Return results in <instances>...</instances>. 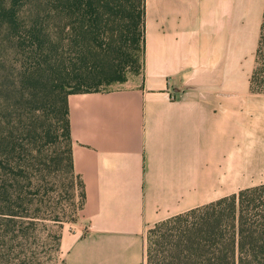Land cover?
Wrapping results in <instances>:
<instances>
[{
	"label": "crops",
	"instance_id": "1",
	"mask_svg": "<svg viewBox=\"0 0 264 264\" xmlns=\"http://www.w3.org/2000/svg\"><path fill=\"white\" fill-rule=\"evenodd\" d=\"M139 84L68 97L85 190L64 264H145L155 225L264 185V0H146Z\"/></svg>",
	"mask_w": 264,
	"mask_h": 264
},
{
	"label": "trees",
	"instance_id": "2",
	"mask_svg": "<svg viewBox=\"0 0 264 264\" xmlns=\"http://www.w3.org/2000/svg\"><path fill=\"white\" fill-rule=\"evenodd\" d=\"M145 3L0 0V264H35L40 226L60 251L54 228L64 221L46 202L60 169L81 190L83 210L68 97L126 83L140 51L144 69ZM250 81L264 94V15ZM145 264H264V185L155 225Z\"/></svg>",
	"mask_w": 264,
	"mask_h": 264
},
{
	"label": "rangeland",
	"instance_id": "3",
	"mask_svg": "<svg viewBox=\"0 0 264 264\" xmlns=\"http://www.w3.org/2000/svg\"><path fill=\"white\" fill-rule=\"evenodd\" d=\"M129 51H131V53L135 52L134 49ZM136 59H139L140 67H138V70H135L132 66L125 68V72L129 78L126 83L116 84L111 87H103L100 90L107 92L139 84L143 74L144 54L141 51L138 52V57ZM61 148H63V146H61ZM58 174V179L55 182L56 184H53L51 180V185H47L49 194L46 198V202L48 208L50 207L48 215L55 216V214H58L57 216L64 221L58 228H54L56 235L58 234V236L62 239L64 231L68 227L73 229V225L80 219L81 211L79 210V195L81 190L77 187L73 190L71 177L67 175L65 171L60 169ZM48 225H51V223ZM38 228V230L42 231V233L37 239H33V241H31L32 244L30 248L36 257L35 264H62L64 261L62 249L60 248V251L57 253L54 252L56 245V240L53 238L54 234L50 235L43 229V226Z\"/></svg>",
	"mask_w": 264,
	"mask_h": 264
}]
</instances>
